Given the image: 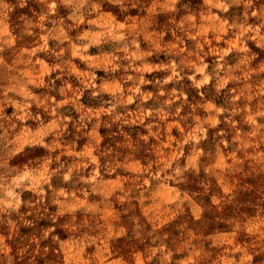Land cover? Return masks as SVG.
I'll return each instance as SVG.
<instances>
[{
	"label": "rangeland",
	"instance_id": "1",
	"mask_svg": "<svg viewBox=\"0 0 264 264\" xmlns=\"http://www.w3.org/2000/svg\"><path fill=\"white\" fill-rule=\"evenodd\" d=\"M0 264H264V0H0Z\"/></svg>",
	"mask_w": 264,
	"mask_h": 264
}]
</instances>
